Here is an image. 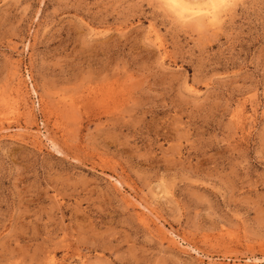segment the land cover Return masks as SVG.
I'll return each instance as SVG.
<instances>
[{
  "label": "rangeland",
  "instance_id": "374dc122",
  "mask_svg": "<svg viewBox=\"0 0 264 264\" xmlns=\"http://www.w3.org/2000/svg\"><path fill=\"white\" fill-rule=\"evenodd\" d=\"M147 4L0 0V264H264V0Z\"/></svg>",
  "mask_w": 264,
  "mask_h": 264
},
{
  "label": "snow or ice",
  "instance_id": "6c2138e0",
  "mask_svg": "<svg viewBox=\"0 0 264 264\" xmlns=\"http://www.w3.org/2000/svg\"><path fill=\"white\" fill-rule=\"evenodd\" d=\"M232 0H153V3L147 4L149 9L157 8L160 11H167L175 15L179 20L184 22L194 21L197 17L209 16L211 8L213 11L218 4H229ZM239 5V0L236 6ZM145 45H152L151 34L145 37ZM162 187L168 186L169 180L165 175L157 177Z\"/></svg>",
  "mask_w": 264,
  "mask_h": 264
},
{
  "label": "clouds",
  "instance_id": "9594fccd",
  "mask_svg": "<svg viewBox=\"0 0 264 264\" xmlns=\"http://www.w3.org/2000/svg\"><path fill=\"white\" fill-rule=\"evenodd\" d=\"M153 3V0H148V4ZM238 0H232L231 6L229 4H218L217 8L213 11L211 8L209 11L211 15L197 17L194 21L184 22L179 20L175 15L167 11H160L157 8H153V10L157 13L163 14L167 16V18L171 21L173 26L177 29L184 30H192L196 32L204 31V30H215L218 29L224 22V19L227 15L233 11L237 6Z\"/></svg>",
  "mask_w": 264,
  "mask_h": 264
}]
</instances>
